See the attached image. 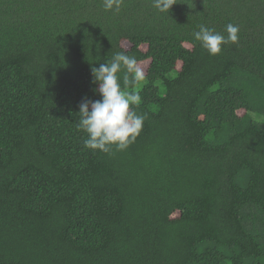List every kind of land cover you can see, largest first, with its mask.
I'll list each match as a JSON object with an SVG mask.
<instances>
[{"label":"trees","instance_id":"trees-1","mask_svg":"<svg viewBox=\"0 0 264 264\" xmlns=\"http://www.w3.org/2000/svg\"><path fill=\"white\" fill-rule=\"evenodd\" d=\"M173 2L0 0V264H264V0ZM117 52L145 119L104 153L76 125Z\"/></svg>","mask_w":264,"mask_h":264},{"label":"clouds","instance_id":"clouds-1","mask_svg":"<svg viewBox=\"0 0 264 264\" xmlns=\"http://www.w3.org/2000/svg\"><path fill=\"white\" fill-rule=\"evenodd\" d=\"M124 0H103L105 11H118ZM174 4L173 0H153V6L160 12H166ZM225 33L201 25L193 33L195 41L210 56L218 55L222 45L236 43L239 39V27L229 23ZM95 91L100 99L83 98L79 104L77 129L84 132L87 138L84 147L104 153L113 147L116 151L125 150L140 134L145 115L138 114L136 109L142 103L140 91L146 76L134 56L117 52L109 62L100 63L91 68Z\"/></svg>","mask_w":264,"mask_h":264},{"label":"rangeland","instance_id":"rangeland-1","mask_svg":"<svg viewBox=\"0 0 264 264\" xmlns=\"http://www.w3.org/2000/svg\"><path fill=\"white\" fill-rule=\"evenodd\" d=\"M172 75H173V73H170V76H172ZM238 114H242V111H239Z\"/></svg>","mask_w":264,"mask_h":264}]
</instances>
